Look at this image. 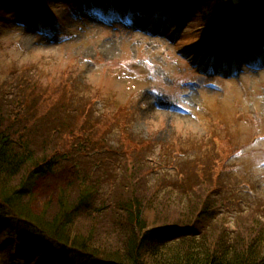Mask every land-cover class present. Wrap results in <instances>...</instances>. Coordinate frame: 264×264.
Masks as SVG:
<instances>
[{
  "label": "rangeland",
  "instance_id": "obj_1",
  "mask_svg": "<svg viewBox=\"0 0 264 264\" xmlns=\"http://www.w3.org/2000/svg\"><path fill=\"white\" fill-rule=\"evenodd\" d=\"M62 1L66 4V0H48L43 7L57 19L67 17ZM78 2L83 9L89 4L85 8ZM196 16L172 23V35L167 36L174 38L170 39L156 33L146 36L137 28L104 29L91 18L78 23L65 18L58 33L49 26L47 34L36 35L10 29L17 23V15L0 16V117L8 125L18 113L21 123L37 132H33L35 136L53 139L49 145L53 156L58 148H63V154H72V149L80 153L78 147L89 140L94 151L107 148L111 153L107 159L96 155L98 168L88 173L93 181L100 178L98 187H93L107 191L111 203L100 205L95 200L92 214L75 217L77 230L115 237L120 230V222L115 220L122 216L119 201L137 194L139 201L150 203V210L161 212L162 222L170 225L188 223L185 218L192 219L205 209L194 222L196 229L211 241L229 240L233 248L241 234L249 239L261 229L264 232V65L251 70L244 61L239 74L231 76L226 69L221 77L214 74L205 79L199 72L206 55L201 53L205 47L199 45L204 42L201 24L193 22ZM259 22L258 32L264 40V17ZM238 32L244 39V31ZM249 40L245 41L247 50ZM262 42L259 51L264 53ZM221 44L228 46L227 42ZM221 53L225 55L226 50L213 51L219 57ZM248 56L253 59L255 53ZM209 80L219 90L206 89ZM165 105L168 110L180 105L186 112H168L162 108ZM50 115L60 123L34 124ZM122 123L130 131L125 135L121 134ZM37 142L41 147L43 139L37 137ZM213 152L222 155L216 157ZM211 162L216 164L205 175L216 178L220 187L189 198L190 187L201 174L200 164ZM181 163L189 180L174 181L170 196L161 183L172 181ZM76 180L77 172L67 166L34 182L32 212L38 214L48 206L51 214L59 193ZM76 192L75 186L73 198ZM198 198L202 201H195ZM1 239L6 242L13 237L3 233ZM115 242L113 238H94L93 244L110 248ZM7 244L10 249L12 244ZM258 248L264 257L263 237ZM12 250L14 257V246ZM16 255L14 264L20 259Z\"/></svg>",
  "mask_w": 264,
  "mask_h": 264
},
{
  "label": "trees",
  "instance_id": "obj_2",
  "mask_svg": "<svg viewBox=\"0 0 264 264\" xmlns=\"http://www.w3.org/2000/svg\"><path fill=\"white\" fill-rule=\"evenodd\" d=\"M42 0H0V16L4 17L16 11H30ZM191 5L198 4L200 19L205 27V34L210 35L220 28L230 30L236 35L238 29L246 25L238 17L237 12L248 11L253 19L264 12V0H184ZM237 9V10H236ZM16 10V11H15ZM2 21V20H0ZM253 24V23H252ZM209 35V36H210ZM27 98H25V101ZM6 119V118H5ZM16 126H18L16 128ZM30 131L19 118L4 121L0 117V214L1 231L22 234L21 237L30 252V264H264V257L259 254V245L264 238V232L247 239V234H241L240 240H235L234 248L229 240L211 241L203 234L198 239L194 222L205 212V209L184 220L188 223H163L161 212L150 210V203L139 201L137 194H132L128 201H119L118 211L120 228L115 237L98 232H88L75 224L77 215H88L94 211L95 200L100 205H109L111 201L104 196L105 191L95 196L93 184L98 187L100 178L95 181L86 170L89 162L71 158L78 172L76 184L71 183L67 190L57 197L56 209L51 214L48 206H44L38 214L31 209V189L37 177L47 175L58 167L62 160L61 154L55 153L51 158V150L46 140L40 144L36 140L18 139V135L27 136ZM47 148V149H45ZM216 157L221 156L213 152ZM216 162L200 164L201 174L191 185L189 198L204 196L220 187L216 178L209 177L210 165ZM94 166V165H93ZM177 176L172 181L164 179L161 187L171 196L173 182L181 179L187 183L186 166L179 165ZM206 180L207 182L201 183ZM71 186V189L68 190ZM76 186V197L73 189ZM202 201L201 198L195 201ZM197 207V205H196ZM124 213V215H123ZM190 213L191 212L190 210ZM6 214L14 217L5 218ZM25 232V233H24ZM257 235V236H256ZM204 236V237H203ZM94 238L116 239L114 245L105 248L93 244ZM226 238V237H224ZM93 244V246H92ZM172 246V247H170Z\"/></svg>",
  "mask_w": 264,
  "mask_h": 264
},
{
  "label": "bare ground",
  "instance_id": "obj_3",
  "mask_svg": "<svg viewBox=\"0 0 264 264\" xmlns=\"http://www.w3.org/2000/svg\"><path fill=\"white\" fill-rule=\"evenodd\" d=\"M21 1H26V0H21ZM240 16V18L243 20V22L246 24V25H248V26H242L241 28H246V29H248V28H250V29H252L251 28V26H252V23H253V17H252V15L250 14V13H248V11H244V10H242L241 11V13L238 15V17ZM136 19H137V21L138 22H140L141 24H143L144 22L146 23V25H148V24H152L153 25V29H154V31H156L157 33H164L168 28H170L171 27V25L172 26H174L172 23H174V20L172 19V18H170V19H167V20H165L163 23L161 22V20L159 19V18H147L146 20H145V15L144 14H138L137 16H136ZM151 19V20H150ZM255 21V20H254ZM50 22V21H49ZM162 24V28L161 29H156L157 28V26L158 27H160V25ZM49 23L44 27V31L46 32V34H47V31H48V29H49ZM38 32H39V30H38ZM49 32V31H48ZM49 36V35H48ZM146 38H148V37H146ZM142 39H144L143 37H142ZM146 41H148L149 39H145ZM250 41V40H249ZM211 43H212V39L211 38H209V40H207V42H206V47H211ZM250 47H252V48H257V45L256 44H254L253 42H251L250 41ZM203 47H201V49H202ZM196 51V50H195ZM204 51V50H203ZM202 51V52H203ZM197 52V51H196ZM201 52V53H202ZM212 52H213V50H212ZM209 54V50H205V52H204V55H208ZM223 53H221V55H222ZM258 54L259 55H262V57L264 58V53H262L261 51H258ZM205 58V57H204ZM203 58V59H204ZM203 59H202V61H203ZM229 65V64H228ZM221 65L220 64H218L217 65V70H220V72L222 73L223 71H221ZM257 68H259V67H256V69ZM122 124H124V123H122ZM121 133H122V135H125V134H127V133H129V130L128 129H124L123 127H121ZM117 140V139H116ZM95 191V190H94Z\"/></svg>",
  "mask_w": 264,
  "mask_h": 264
}]
</instances>
